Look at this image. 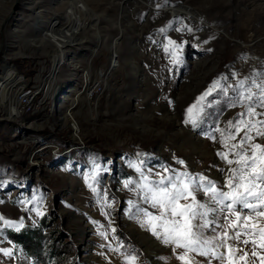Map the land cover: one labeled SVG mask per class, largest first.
I'll use <instances>...</instances> for the list:
<instances>
[{
  "label": "rangeland",
  "instance_id": "1",
  "mask_svg": "<svg viewBox=\"0 0 264 264\" xmlns=\"http://www.w3.org/2000/svg\"><path fill=\"white\" fill-rule=\"evenodd\" d=\"M72 2L80 17L89 13L91 22L87 25L73 12V32L65 38L75 37L84 26L95 31L87 29L82 43L76 40L66 50L76 53L78 66L89 58L91 67L101 71L108 69L109 51L116 50L119 66L103 76L105 88L95 109L89 110L83 99L72 109L80 108L74 118L81 127V144L72 140L64 118L72 96L58 112L50 96L38 106L39 93L33 115L15 119H7L0 106V264H127L128 256L136 257L135 264H181L177 255L182 249L142 226L144 214L133 205L155 210L139 198L135 185L125 188L124 183L142 182L130 167L137 164L150 181L167 168L223 184L221 169L229 166L216 154L225 149L215 129H227L228 121L241 119L250 104L264 113L259 106L264 93L257 87L264 84V0H0V103H11L8 94L17 76L2 60L3 51L25 86L36 75L45 76L50 70L47 55L22 57L16 54L18 46L27 54L31 50L26 40L36 11L48 22ZM165 4H182L202 14L192 20L176 10H150V5L162 9ZM50 34L55 44L42 37L44 42L54 47L64 43V36ZM95 39H101L99 49L89 57ZM68 70L67 64L59 69L56 86L75 81L78 90L79 73L74 79ZM217 81L220 86L204 101L198 126L186 124V109ZM241 81V91L250 89L252 101H236L234 89ZM256 119L264 120V115ZM254 142L264 145V136ZM196 197L199 203L208 200L202 191ZM239 214L249 210L240 208ZM207 219L211 224L203 231L215 247L220 241L214 238L228 222L218 209L213 220ZM241 241L229 239L227 244L237 256L246 251L247 264H261L252 252L264 256V249ZM5 249L12 254L5 256ZM189 256L192 264H221L211 256Z\"/></svg>",
  "mask_w": 264,
  "mask_h": 264
},
{
  "label": "snow or ice",
  "instance_id": "2",
  "mask_svg": "<svg viewBox=\"0 0 264 264\" xmlns=\"http://www.w3.org/2000/svg\"><path fill=\"white\" fill-rule=\"evenodd\" d=\"M219 86L218 81L214 82L186 109V124L198 126L205 107L204 101ZM243 87L244 82L241 81L234 89L236 101H252L250 89L245 94L241 91ZM257 87L264 93V84ZM259 106L264 107V97L260 98ZM239 115L241 119L228 121L227 129H215L223 137L219 143L225 149L216 154L229 166L226 170L221 169L225 172V180L219 187L216 182L203 175L193 177L187 172L179 173L167 168L156 174L159 179L150 181L149 177L143 174L141 166L130 164V167L141 175L142 182L129 179L125 181L124 187L135 185L133 190L138 191L139 198L155 210L153 212L133 205L136 207V213L144 214L142 226H147L152 234L162 239L165 244L182 249L183 254L177 255L181 264H192L189 253L211 256L212 259L220 260L221 264H240L241 261L247 264L248 253L244 251L243 255L237 256V250L227 244L229 239L241 241L242 236L251 237L250 240L241 241L245 246L251 243L264 249V145L254 142L258 137L264 136V120L256 119L264 113H257L256 107L250 104L247 111ZM242 132L243 136L240 135ZM238 136L240 139L237 141ZM209 138L217 140L214 136ZM201 191L208 198L205 203L197 201L196 193ZM129 203L132 204L131 201ZM217 208L220 213H224V219L228 223L227 228L214 238L220 243L212 247L214 241L206 239L203 230L210 227L211 222L207 219L209 212H216ZM240 208L248 209L249 214L241 216ZM230 216L234 219H229ZM4 223L7 227H15L10 221L4 220ZM216 248H223L224 251L217 252ZM3 254L10 256L12 253L5 249ZM252 256L264 264V256H258L255 250ZM135 261V256L127 257V264H135Z\"/></svg>",
  "mask_w": 264,
  "mask_h": 264
},
{
  "label": "bare ground",
  "instance_id": "3",
  "mask_svg": "<svg viewBox=\"0 0 264 264\" xmlns=\"http://www.w3.org/2000/svg\"><path fill=\"white\" fill-rule=\"evenodd\" d=\"M72 4L73 5H71L69 7L70 9H66L60 15L52 17V19L48 22L41 21V17H39L40 13L36 11L35 12L36 18L34 20V25L32 26V33H31L30 37L26 40L27 45L29 47H31V50H29V52L27 54V53L22 52L18 46V50H17L16 54L20 55L22 57H28V55L35 54L36 52H39L40 54L47 55V58L49 59V63H50V70L47 73L46 81L43 82L42 85H39L37 87V90L42 94V98H41L40 103L45 101V98L50 96V99L52 100L53 108L57 109V111L59 112L62 108L61 105L63 103V100H66V99H68L69 96H72L71 104H70L69 108H67L65 110L64 118L67 119L69 122V126L71 128L72 140H74L76 142V144H78V143L81 144V140H80V138H81V127H80L79 123L76 121V119L74 118L75 113H77V114L80 113V108L77 109L75 112H73L72 109H73L74 105L77 104V102H79V101L81 102L82 99L85 101V105L87 106V108L89 110L92 111L93 109L96 108V106L98 104V99L101 97V95L104 91V88H105V84H104L105 79L103 76L105 75L107 70H109L111 72L112 67L117 68L119 66V60L120 59H119V55L116 52V50H110L108 53V58H109L108 65H107L108 69L106 68V70L101 71V70H97V69L92 68L91 64L89 62L90 61L89 58H88V60L87 59L83 60L81 65L78 66V62H76L74 60L76 58V53L74 51H71V50H66V48L68 46L74 45L75 44L74 42L76 40L80 41L81 35L84 34L85 31H88V30L91 31L92 29L90 28V26H87L88 22H91V21H89V17H88L89 13H86V14L80 13V15H82L80 17L77 13V10H76V8H78L77 4H74V2H72ZM166 4L163 5L162 9H160L157 6L150 5L151 6L150 10L151 11L154 9H159L162 11L164 9L167 11L168 10H172V11L176 10L177 13L183 12L185 17H188V16H189V18L192 17V18H190L192 20L193 19L198 20V18H199L198 16H201V14H202L201 13L200 15H197V13H195V9H193V8L188 9L187 7L183 8L182 4L179 6V8H177L175 6H171V5H166ZM167 6H168V8H167ZM144 7H146V6H144ZM73 12H74L75 16L78 15L81 19L86 21L85 23L87 24L86 25L87 27H85V26L81 27L80 33H76L77 35H75V37L65 38V37H69L70 32L72 31L71 27L73 24L71 23V21H72L71 18H72ZM84 16H86V18L88 17V19L86 20V18ZM19 18H20V16L18 17V19ZM52 31H53V34L56 35V37L59 39H60V36H64V40H63L64 43H58L56 45V47H54V46L50 45L49 43L44 42V40L45 41L48 40L52 44L54 43L53 40H50V38H51L50 32H52ZM92 31L94 34L95 30H92ZM11 32H12V34H16V32H17L16 28L12 29ZM35 35H36V37H35ZM97 35H98L97 37L99 38V35H100L99 30L97 32ZM42 37L44 40L42 39ZM100 40L101 39H97V40L95 39L94 40L93 47H92L93 49L91 50V54L89 55V57L93 56L97 53V51L99 49V43L97 41H100ZM116 42H117V40L113 41V43L117 44ZM97 43H98V47L96 46ZM4 63H6V62H4ZM38 63L42 64V61H39ZM65 64H67V67L69 68L68 75H70L74 79H75V76L78 75L77 73H79L81 85H80V88L78 90L76 89V87L74 85L75 81L71 82L69 85H67L63 88H60V89L56 86V82L58 80L59 69ZM8 65H10V63ZM11 67L14 69V72L17 74V76L13 77V81L10 85V91L8 94V96H9L8 100H11V103H8V101L4 102L3 104L0 103V106L3 107L2 109L5 112L7 119H15V118L21 117V114L18 110L17 94L25 86L23 76L21 74H19V72L13 66H11ZM3 68H4V69H2V71L4 72L3 75H5L7 73V71H6L7 69L4 66H3ZM57 90H59L58 93H57ZM56 93H57V95H56Z\"/></svg>",
  "mask_w": 264,
  "mask_h": 264
},
{
  "label": "built area",
  "instance_id": "4",
  "mask_svg": "<svg viewBox=\"0 0 264 264\" xmlns=\"http://www.w3.org/2000/svg\"><path fill=\"white\" fill-rule=\"evenodd\" d=\"M37 77V78H36ZM47 74L40 78V76H35L33 78V82L30 86H24L22 90L17 94V103H18V110L21 115L23 116H31L35 112L36 109V96L40 93L37 90L39 85H42L43 82L46 81ZM35 83V84H34ZM38 85V86H33ZM41 99L38 100L37 104L42 105Z\"/></svg>",
  "mask_w": 264,
  "mask_h": 264
},
{
  "label": "water",
  "instance_id": "5",
  "mask_svg": "<svg viewBox=\"0 0 264 264\" xmlns=\"http://www.w3.org/2000/svg\"><path fill=\"white\" fill-rule=\"evenodd\" d=\"M2 45L4 46V48H6L5 46H7V45H4V42H2ZM5 54V52L3 51V59L2 60H4V62H6V63H10L9 62V60L8 59H10L9 57H7V56H5L4 55ZM10 65L11 66H13L11 63H10ZM213 207H217L216 205H212ZM214 214H215V212H210L209 214H208V216H209V218L211 219V220H213V218H214Z\"/></svg>",
  "mask_w": 264,
  "mask_h": 264
}]
</instances>
